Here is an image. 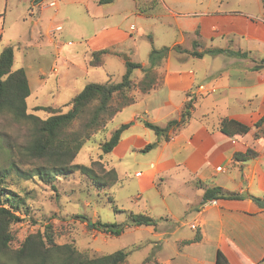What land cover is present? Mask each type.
I'll use <instances>...</instances> for the list:
<instances>
[{
  "label": "crops",
  "instance_id": "obj_1",
  "mask_svg": "<svg viewBox=\"0 0 264 264\" xmlns=\"http://www.w3.org/2000/svg\"><path fill=\"white\" fill-rule=\"evenodd\" d=\"M53 1L0 0V8H23L15 20L12 16L11 20L8 18L9 13H0V42L10 23L29 21L32 30L38 29L35 36H29L26 48L29 50L23 54L31 89L29 98L48 84L50 75L67 72L72 83L81 74L89 73L91 53L117 47L133 38L126 29L135 32V25L130 24L129 28L124 25L129 15L156 16L165 10L160 8L162 0H158L156 10L147 13L138 11L135 0L123 8H118L117 0L110 5H99L98 0H56L57 6L52 7ZM258 1L256 8H199L197 13L175 15L180 35L184 41L189 39L187 46L177 45L193 51L194 42H198L196 50L205 55L199 58L179 52L173 66L169 54L159 69L163 85L150 93L138 94L136 104L115 118L119 123L110 132L124 124L131 126L107 156L110 166L117 171V162L123 157L135 152H154V158L147 160L143 171L135 173L140 190L136 199L141 201L144 194L156 191L158 200L150 197L144 200L146 215L164 221L157 212L158 206L163 205L166 222L180 223L172 233L160 229L157 246L167 249L170 245L167 236L177 235L183 227L193 232L179 234L173 242L174 251L164 257L156 256L155 264H216L219 251L229 264H264V208L251 199L264 198V126L260 130L254 127L264 116V4L263 0ZM67 3L85 4L91 20L93 33L79 41L85 43V56H89L84 65L68 60L75 41L59 37L65 29L57 23V15ZM94 3L96 14L91 15L88 7ZM7 46L14 47L9 43ZM209 50L228 52L206 53ZM112 54L105 55L103 66L98 68L104 69L109 77L108 61L114 57ZM128 60L111 62L120 78L126 72ZM141 65L145 67V63ZM137 71L141 75L134 79L136 82L143 76L141 69ZM200 86L205 91L200 92ZM187 103L193 106L192 117L171 130L167 138L158 137L145 125L149 122L165 127L169 121L180 118ZM40 106L61 107L54 103L31 109ZM224 118L247 125L251 130L243 139L232 140L219 130ZM151 144L156 146L144 151ZM248 149L256 151L257 157L245 162L234 159L235 154ZM167 175L176 181V198L172 200H166L158 190V182L167 180ZM212 187L244 198L204 201L205 189ZM173 200L178 207L175 211L168 208ZM159 227L158 223L147 228L156 233Z\"/></svg>",
  "mask_w": 264,
  "mask_h": 264
},
{
  "label": "rangeland",
  "instance_id": "obj_2",
  "mask_svg": "<svg viewBox=\"0 0 264 264\" xmlns=\"http://www.w3.org/2000/svg\"><path fill=\"white\" fill-rule=\"evenodd\" d=\"M93 1V0H91ZM118 8H123L133 4L132 0H117ZM243 3L242 0H162V10L156 16H138L129 15L125 18L124 25L129 28L130 24H134L137 31L129 33L133 34V38L117 47L110 49L114 57H110L108 61V69L111 70L110 77L104 73V69H93L89 66V73L81 74L76 80L70 81L67 72H60L59 75H50L48 84L40 91L33 93L28 99L29 108H33L39 104L64 106L70 102L78 93H80L87 84L90 83H118L122 78L118 76L117 68L113 67L111 62L116 60H126V57L133 63H145V67L150 65V53L152 49L160 50L168 47L171 49V62L174 66L178 57V51L172 48L181 44L183 47L188 45L180 35L177 28L178 19L175 15H190L188 13H197L199 8H256L258 0H248ZM192 3V5H190ZM95 3L90 5V13L96 14ZM85 4H64L61 8L59 16L57 15V23L65 29L59 37H65L67 41H75L73 44L74 52L67 55L71 62L84 65L89 56H85L86 45L80 43L82 37H89L93 33V28L89 14L85 10ZM196 8V9H195ZM23 8H0L1 14H8V18L15 20L18 13ZM14 15H12L11 13ZM54 13L51 12L52 16ZM12 16V18H11ZM10 22V21H9ZM15 22V21H14ZM5 38L0 42V54L6 43L14 45L15 63L14 70L24 68L25 63L23 54L30 43V35L35 36L38 29L32 30L30 23H13L8 24ZM8 41V42H7ZM10 41V42H9ZM184 41V42H183ZM66 57V55H65ZM63 70V69H62ZM61 70V71H62ZM138 70V69H137ZM135 70L133 79L141 75ZM142 71V70H141ZM40 116L44 114L38 113ZM119 119H115L109 125V131L118 125ZM0 137L10 142L16 152L26 145L29 138V131L26 126L15 122L9 116L0 115ZM105 138V134H98L88 141L81 153L77 156L74 164H82L93 166L94 160H100V143ZM5 150L10 152L9 146L5 145ZM16 154V153H15ZM4 152H0V160L3 159ZM19 157V155L17 154ZM154 158L153 153L135 152L131 153L117 163V171L120 176V183L111 189L96 188L92 181L85 175L77 172L69 177L61 178L57 183V191H54L50 185L42 183L40 180L23 181L18 177H12L7 181L11 190L16 192L20 200L18 215L22 221L13 226L15 241L13 248L19 247L26 236L37 230L44 231L46 226H52L56 241L59 244L74 242L81 250H90V252L100 254H111L119 250L128 253L126 264H155V257L170 255L174 251V239L179 234H193L189 227H183L177 235L170 234L167 238L170 245L167 249L157 246L160 237V229L167 232H174L179 221H169L165 216L164 206H158L157 212L163 220H160L159 229L154 233L152 228L140 227L134 229L126 227L119 235H110L102 231L93 229L90 222L101 220L103 223L122 224L128 222V214H146L147 211L143 207L144 200L151 198L158 200L159 193L153 191L142 196V200L136 199L140 193L135 173L143 171L148 165L147 160ZM17 159V158H16ZM19 160V158L17 159ZM102 161V159H101ZM3 165V162L0 161ZM24 164V163H23ZM30 166L23 165V170L29 169ZM149 167V166H148ZM98 171H100L98 169ZM158 190L166 200L176 198V181L174 177L167 175V180L158 182ZM138 201V204H136ZM168 203H170L168 201ZM168 208L176 210L178 207L176 201L173 200ZM76 216H81L79 218ZM160 216H157L159 219ZM158 221V220H157ZM158 225V224H157Z\"/></svg>",
  "mask_w": 264,
  "mask_h": 264
},
{
  "label": "trees",
  "instance_id": "obj_3",
  "mask_svg": "<svg viewBox=\"0 0 264 264\" xmlns=\"http://www.w3.org/2000/svg\"><path fill=\"white\" fill-rule=\"evenodd\" d=\"M140 13L153 12L157 9L158 0L144 3L135 0ZM114 0H98L99 5H110ZM264 4V0H263ZM198 42H194L193 51L183 50L174 46L172 50L187 53L194 57H203L204 53L196 50ZM171 49H152L149 67L126 62V72L118 83H90L78 93L68 104L61 107L40 106L30 109L27 103L31 95L28 77L24 68L14 70L15 49L4 47L0 54V115L9 116L15 122L27 127L29 138L26 145L15 151L10 142L0 137V152H4L3 165L0 164V264H126L128 253L119 250L111 254L92 253L90 250L79 249L74 242L59 244L56 241L52 226H46L44 231L30 233L17 248L13 226L22 221L18 211L20 200L18 194L11 190L7 181L18 177L23 181L40 180L57 191L56 183L74 173L87 176L96 188L111 189L120 183V177L115 168L106 159L121 142L123 134L131 124H124L109 131V125L124 109L136 104L138 94H147L163 85V76L159 69L168 57ZM228 51L209 50L211 54ZM111 54L109 49L91 53L89 66L101 68L105 55ZM141 69L143 76L134 81V71ZM192 104L187 103L179 119L171 120L165 127L149 122L145 125L158 137H168L171 130L186 124L192 117ZM44 115L40 116L38 113ZM264 126V116L254 125L261 129ZM219 130L232 140L243 139L251 130L238 121L224 118L219 124ZM105 134L100 143V160H94L93 166L74 164L86 143L98 134ZM258 136V134H256ZM9 146L10 152L5 150ZM156 146L151 144L144 151H150ZM16 153V154H15ZM19 155V157L17 156ZM257 157L256 151L248 149L244 153L234 155L236 161L245 162ZM19 158V160L17 159ZM24 163V164H23ZM30 166L23 170V165ZM98 169L100 171H98ZM204 201L219 199H243L237 194H227L220 187L205 189ZM251 199L264 208V198ZM83 218L81 216H76ZM158 221L146 214H128V222L122 224L103 223L101 220L90 226L106 234L119 236L126 227H156ZM216 264H229L222 252H218Z\"/></svg>",
  "mask_w": 264,
  "mask_h": 264
},
{
  "label": "built area",
  "instance_id": "obj_4",
  "mask_svg": "<svg viewBox=\"0 0 264 264\" xmlns=\"http://www.w3.org/2000/svg\"><path fill=\"white\" fill-rule=\"evenodd\" d=\"M50 6H52V7H56V6H57V2H56V0L53 1V2H51V3H50ZM57 30L60 31V30H61V27H58ZM198 89H199L200 92L205 91V87H204V86H200ZM219 170H220V169H219ZM138 175H141V174H138Z\"/></svg>",
  "mask_w": 264,
  "mask_h": 264
},
{
  "label": "water",
  "instance_id": "obj_5",
  "mask_svg": "<svg viewBox=\"0 0 264 264\" xmlns=\"http://www.w3.org/2000/svg\"><path fill=\"white\" fill-rule=\"evenodd\" d=\"M126 60H128V58L126 57Z\"/></svg>",
  "mask_w": 264,
  "mask_h": 264
}]
</instances>
